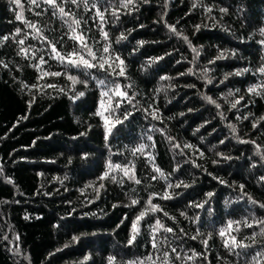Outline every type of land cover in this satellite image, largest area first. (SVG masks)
I'll list each match as a JSON object with an SVG mask.
<instances>
[{
	"label": "trees",
	"instance_id": "16d2710c",
	"mask_svg": "<svg viewBox=\"0 0 264 264\" xmlns=\"http://www.w3.org/2000/svg\"><path fill=\"white\" fill-rule=\"evenodd\" d=\"M57 3L97 60L44 0H0V264H264V0Z\"/></svg>",
	"mask_w": 264,
	"mask_h": 264
},
{
	"label": "snow or ice",
	"instance_id": "6c2138e0",
	"mask_svg": "<svg viewBox=\"0 0 264 264\" xmlns=\"http://www.w3.org/2000/svg\"><path fill=\"white\" fill-rule=\"evenodd\" d=\"M15 2L17 4H19V0H15ZM44 2L45 3H48L50 6H52V8L55 11H58L61 18H64V17H68L69 18V20L71 21L70 23L68 22V20L65 21V23H68V27H69V31H70L69 38L70 39H73V40L79 41L80 47L82 49L87 50V53L91 57L92 61L97 60L96 53H94L92 51V49L90 47H88V44H87V42L85 40L84 35L83 34H78V29H79L80 23H81L80 20L77 19L74 14H72L70 12H66L65 9H64V7L61 6V4H58L57 3V0H44ZM32 3L33 4H36L38 6V0H32ZM71 3L77 4V6H79L80 3H83V5H84V7H85L86 10L89 7V0H71ZM132 3H134V0H121V7L126 8V7H128V5H130ZM193 6L195 7V5H193ZM92 7L95 8L96 5L93 3L92 4ZM55 11H54V14H55ZM221 11H225V10L224 9H221ZM96 15L99 17V19L102 22L104 21V16L99 11V9H96ZM113 15H116V12L115 11L113 12ZM17 19L18 20H23L22 15H19L18 14L17 15ZM24 23L29 28L33 29V31H35L37 33V35L40 34V30L38 28H36V25H34L32 23H29L28 21H24ZM169 27H170V29L172 31H175V28L173 26H169ZM198 29H199V26H197V30ZM19 32H20V29H17V34H19ZM101 32H102L103 37L105 39H107L108 34L106 32H103V29H101ZM261 33L264 34V29H261ZM25 38H27V37H25ZM41 38L42 39H46L44 37H41ZM120 38L122 39L124 37L122 36ZM3 39L6 40V39H8V37H4ZM185 39H187V38L185 37ZM19 43L20 44H23L24 43V40H20ZM49 43H50L52 52L55 53V58L59 59L61 62H65L66 61L69 66L76 67V68H79V67H85V68H95V67H99L101 69H104L105 68V64H108V58H105L104 56H100L99 57V62L98 63H92L88 59H85V57L83 55H81L80 52L77 51V50H73V52L68 53V54H61L59 51H57L56 46H55L54 43H51V42H49ZM140 43H143V42H140ZM261 43H264V41H261ZM21 51H27V50L26 49H21ZM103 51H104V53H108L109 52L108 45H105ZM193 51L195 52L196 49H193ZM219 58H222V57H219ZM40 59H41V62L43 63L44 62L43 57H41ZM116 60H119L120 65H123V61L120 60L118 56L116 57ZM108 66L109 67H112L111 64H108ZM113 71H115V69H113ZM258 71L261 72L262 74H264V67H261L260 69H258ZM235 74L236 75H239L240 73L237 72ZM44 75L59 76V75H61V73H59V72H56V73H44ZM118 75H121V76L124 75L123 67L120 68V71H119ZM68 79L72 80L73 83L79 82V81H77L76 77H74V76H69ZM98 83L101 84V85H103L104 84V81H98ZM255 91H256V88H250L249 89V92H255ZM109 92H111L113 95L120 96L121 98H126L127 97V93H125V92H123V91L120 90V85H116L114 89H109L108 91L102 92L101 93L102 97L109 96ZM79 95H83V93H79ZM236 103H239V101H237ZM116 107H119V104L118 103L116 104ZM232 107H236V104H233ZM153 118L155 119L157 117L155 115H153ZM262 119H264V118H262ZM117 122H119V121H117ZM253 126L255 127V125H253ZM232 127H233V131H235L234 126H232ZM105 139H107V131H106ZM149 139H150V137H149ZM143 150H144V145H140L137 149H134L133 150V154L135 155L136 152H143ZM120 167H121L120 165H113L111 163L108 164L109 170H112V169H115V168H120ZM121 170L124 172L125 176H127L129 179H135L134 172L130 174V170L128 168L125 167V168H123ZM156 171L159 172L160 170L159 169H156ZM161 175H163V174L161 173ZM104 176L107 177L108 176V172H105L104 173ZM103 178L104 177H102V179ZM113 179H114V177H113ZM135 182L137 184L140 183V181L138 179H135ZM101 187H102V185H101ZM169 187H171V185H169ZM241 187H243V186H241ZM208 195L211 196L212 194L211 193H208ZM164 198L167 199L169 197L167 196V194H165ZM132 203L135 204V203H137V201L133 200ZM149 203H150V201H149ZM261 207H264V205H261ZM151 208H152L153 211H157L158 210V206H156V205H152ZM144 215H145V213L144 212H141L140 215L137 216V218L133 221L132 229H131V236H130V239L128 241L129 244H131L135 240L136 235L138 234V227H137V225H138L139 221L144 217ZM233 223L234 222L229 221L228 228L227 229H225V228L220 229L219 235L221 237H224L225 234H226V232L229 229H231ZM259 223L264 224V221H260ZM245 226L246 227H252V225L251 224H247V222H245ZM156 227H163V225H161L160 222L157 221L156 222ZM165 230L166 231H169V232L172 231V229H165ZM236 230L239 231V228H237ZM260 235H264V228H261ZM193 238H195V237H193ZM72 239H73V241H76V240L79 239V237L73 236ZM252 239H253V243H255V234L252 237ZM204 243L206 244L207 241H204ZM229 246H231V248H249V247H251V245L244 244L242 241H239L238 242L236 240V237H234V236H232L230 238V242H229V240H225V247H229ZM66 247H67V245H66ZM153 247H156V244L155 243L153 244ZM173 251H175V250L173 249ZM257 255H261V253H257ZM85 259H87V257H85ZM113 259H114L113 257H109V264H112ZM141 264H142V262H141Z\"/></svg>",
	"mask_w": 264,
	"mask_h": 264
}]
</instances>
